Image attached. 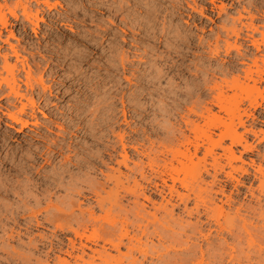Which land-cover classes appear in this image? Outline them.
<instances>
[{
	"label": "rangeland",
	"instance_id": "rangeland-1",
	"mask_svg": "<svg viewBox=\"0 0 264 264\" xmlns=\"http://www.w3.org/2000/svg\"><path fill=\"white\" fill-rule=\"evenodd\" d=\"M222 2L226 4V10H221ZM50 3L51 6L44 0H0V75H8L3 67L7 57L9 67H16L21 91L26 96L16 99L8 95L9 88L5 84L0 87V264H20L21 260L14 249L29 250L24 243L34 238L39 230L31 209L23 206L25 195L29 192L38 194L41 189L47 193L49 187L46 184L49 185L51 174L58 166L65 165L64 155H69L75 161L95 154L98 160L110 162L107 155L99 153L98 158L97 149L103 147L104 143H111L99 135L103 129L134 130L135 136L146 140L148 145L151 139L162 141L164 132L159 136L150 134L151 128H156L158 122L167 119V116L154 113L149 107L152 103H162L161 95L151 94V87L146 83L152 76H156L155 72L150 73L151 69L164 67L167 73L162 78V86L173 83L179 87V107L174 117L179 114L181 124L183 115L190 113V107L198 104L200 108L213 99L216 91L207 88L209 85L212 87L215 80L220 81L226 76L232 78L237 73L243 76L248 66L257 69L253 62L255 58L264 68V44H261L260 49L251 44V39L262 41L261 32L257 31L253 33L254 37H249L246 36L249 31L243 30V36L248 40L240 39L243 43L241 53L236 49L227 53L225 40L228 37L223 28L224 25L232 26L235 17H239L241 12L244 15L242 21L246 24L251 22L250 13L254 14V23L259 24L260 30L264 31V0H50ZM218 36L220 38L217 42ZM234 39L233 36L228 40L233 42ZM217 44L220 52L210 58L211 50ZM29 69L33 89L25 84L26 71ZM169 69H172L171 72ZM40 77L45 80L43 82L46 86H51V90H46V93L41 90L43 86H40ZM249 83L252 85L253 82ZM258 86L263 96L257 92L251 93L248 89L237 91L238 95L245 98L240 103L245 125L255 130L257 135L244 132H248L244 137L254 147L252 151L243 149L239 143L233 145L236 154H242L241 159L235 160L234 164L239 165L244 161L249 171H254V166L259 163L264 165V80ZM28 98L34 99L35 106L30 104ZM122 98L127 101L129 113L133 115L130 118L131 127L125 124L116 127L111 122L115 108L120 110L123 106ZM255 98L261 103L257 107L249 104ZM232 100L229 105L234 107L238 101ZM23 102L28 103V107L24 113H18ZM11 111H16L29 124L22 127L14 122L8 117ZM118 114H122L121 111ZM243 128L241 126L238 130L243 131ZM212 130L219 132L215 128ZM110 138L116 140L113 136ZM224 141L223 144L230 143L229 138ZM71 146L72 151L69 149ZM59 147H63L61 154L54 155L52 150ZM120 150L119 147L118 152ZM39 151L43 152L42 157L38 156ZM215 151L221 153L222 149L217 147ZM36 159L40 164L34 163ZM243 173H235L240 182H230L225 195H215H218V198L215 197L216 202L223 203L226 210L229 207L227 202L231 201L232 207L239 204L257 207L259 199L255 196H260L261 204H264V195L256 189L259 182L252 185V178L245 177ZM65 178L68 179L69 175ZM205 178L211 179L208 176ZM250 185L256 192L254 196L248 192ZM64 193L62 191L60 195ZM141 201H145L150 209L149 202L144 198ZM33 203L30 202L31 206ZM176 212H179L182 219L192 222L197 219L195 215L190 217L183 213L180 207ZM98 213L103 214L100 210ZM241 215L250 221L255 217L244 208L241 209ZM262 221L256 216L251 226L260 223L258 226H261L263 234ZM257 227L252 232L256 237L253 236L254 241L259 245L254 242L252 247L249 246L250 251L246 243L249 241L248 236L243 238L246 241L243 242L228 232L218 230L214 225L205 226L206 233L211 228L210 240L216 247H220V244L229 248L232 246V253H235L237 245L247 247L246 250L241 247L237 249L240 252L232 254L241 258V261L245 259L243 262L237 259L231 262L229 255L225 254L226 260L213 261V264H264V234L260 237L261 231ZM258 236L259 239L263 237L262 244ZM198 239L193 238L192 241L206 249L205 240L200 237ZM154 241L157 243L156 239ZM226 241L230 245H226ZM254 246H258L257 249L262 247V252H257L260 249ZM196 250L193 248L194 252L189 249V252L184 253L195 254ZM246 251H250L249 254ZM242 253L250 255L251 259L240 256ZM197 254L200 255L198 251ZM181 256L185 258V254ZM148 262L150 259L146 264Z\"/></svg>",
	"mask_w": 264,
	"mask_h": 264
},
{
	"label": "bare ground",
	"instance_id": "bare-ground-1",
	"mask_svg": "<svg viewBox=\"0 0 264 264\" xmlns=\"http://www.w3.org/2000/svg\"><path fill=\"white\" fill-rule=\"evenodd\" d=\"M44 2L49 6L52 5L50 0H44ZM220 8L226 10V4L222 2ZM243 17L244 15L240 12L232 26H223L228 39L235 37L233 42L225 40L227 53L231 49L241 53L243 43L240 39L248 40L243 36V30L250 32L246 33L249 37H254L253 33L257 31L261 32V42L258 39H251V44L256 49H260L261 44H264V31L260 30L259 24L254 23L255 15L250 13L251 22L248 24L242 21ZM2 21L6 23L4 19ZM33 30L36 32L35 28ZM219 38L220 36L217 37V42ZM219 52L220 46L217 44L216 48L211 50L210 58L216 57ZM6 59L3 67L8 75L5 77L0 75V87L5 84L9 88L8 95H13L16 99L26 97L21 91V85L15 73L16 67H9ZM262 60L264 62V58ZM242 62L245 63L244 60ZM253 62L257 65V69L254 70L248 66L245 70L243 69L245 71L243 76L237 73L232 78L226 76L220 81L215 80L212 87L209 85L207 89L216 91L213 99L200 108H198L200 105L197 107L198 104L190 107V113L183 115L181 124H179V114L174 117L179 107V87L173 83L162 86V78L167 73L164 67L151 69L150 73L155 72L156 76H152L146 83L151 87V94L161 95L162 103L157 105L152 103L149 107L154 113L167 116V119L164 122H158L156 128H151L150 134L159 136L164 132L165 137L162 141H151L150 138L148 145L145 143L146 140H140L135 136L134 130L130 132L125 128L103 129L99 135L111 143H104L103 147L97 149L98 158L101 153L107 155L110 162L104 161L103 156L102 161L98 160L95 154L80 157L75 161L69 155H64L65 165L58 166L51 174L50 183L46 184L49 187L47 193L41 189L38 194L33 195L29 192L25 195L23 206L31 209L39 232L34 238L29 237L31 239L24 243L28 251L14 249L18 259L21 260L20 264H146L149 259V264H213V261H221L224 258L226 260L225 254H228L231 259L228 261L234 262L237 259L236 261L240 262L241 258L238 259L234 255L237 249L245 248L246 245H237L236 251L233 250L235 253L231 251L234 248L232 246L229 248L230 246L225 247L219 243L220 247L219 245L216 247L210 240L211 228L207 233L204 229L207 225H214L218 230L228 232L240 241L248 236L249 241L243 242L248 243L247 247L250 251L254 242L259 245L253 239L254 231L252 230H255L260 223L254 225L252 229L251 221L257 216L263 220L264 225V204H261L260 196H255L259 199L257 207L251 204H247L248 206L244 204L246 207L243 204L232 207L233 203L230 200V203L227 202L229 206L227 210L223 203L218 204L215 198H218L216 194L225 195L230 182H240L235 175L238 171L244 172L245 177L252 178V185L258 181L256 189L258 188L264 195V165L259 163L258 166H254V171H249L244 161L239 165L234 164L235 160L241 159L242 154L238 156L233 145L239 143L243 149L251 150L254 147L249 140H246L244 134L253 132L257 135L255 130L245 125L240 106L244 96L237 94L238 90L244 89L250 90L251 93L257 92L258 95L263 94L258 83L264 80V68L258 64L257 58ZM171 70L169 69L170 72ZM25 77L26 86L33 89L30 69L26 71ZM40 79L42 84L40 86H43L41 90L44 92L51 90V86H46L42 77ZM250 81L253 82L252 85ZM230 100L238 102L236 105L231 103L234 106L232 107L229 105ZM29 102L35 106L34 99H30ZM121 102L123 106L120 110L115 108L111 122L116 127H121L123 124L131 127L132 119L130 118L133 115L129 113L127 101L122 98ZM21 104L18 113H24L28 107V103ZM249 104L257 107L261 103L255 98L251 99ZM118 111L122 114L119 115ZM244 112H246L245 109ZM222 113L225 115H221ZM8 117L22 127L29 124V121L21 118L16 111L8 112ZM238 124L244 127L243 131L238 130L241 127H237ZM214 128L219 132L215 133L212 130ZM245 131L248 132L244 133ZM112 136L116 138L115 141L111 140ZM225 138L230 139L228 145L223 144ZM119 147L120 152H118ZM217 147L222 149L221 153L215 151ZM69 149L72 151V146ZM62 150L63 147H59L52 152L56 155L61 154ZM257 155L259 156L258 153ZM38 156L42 157L43 152L39 151ZM37 162L40 164L36 159L34 163ZM66 175H69L68 179L65 178ZM207 176L211 179L206 180ZM252 185L248 187V192L254 196L256 192L254 193ZM62 191L65 193L60 195ZM8 192L10 193L9 190ZM141 198L151 204L150 209L147 208L145 201H141ZM31 201L34 202L32 206ZM179 207L188 216L195 215L196 221L182 219L179 212H176ZM242 208L255 217L251 221L247 220L245 215V217L242 216L243 213L241 215ZM98 210L103 214H99ZM43 212L46 214L43 215ZM262 231L259 234L260 237L264 234ZM199 237L207 243L206 249L192 241L193 238ZM262 238L259 239L260 244H262ZM233 243L235 244V241ZM228 244L230 245L227 242L226 245ZM193 248L194 250L199 248L195 254L192 253ZM189 249L192 252L186 255L184 252H189ZM256 249L254 251L260 249L257 251L260 252L263 248ZM114 251L116 253H113ZM183 254L185 258L181 256ZM244 254L240 256H246L248 260L250 255Z\"/></svg>",
	"mask_w": 264,
	"mask_h": 264
}]
</instances>
